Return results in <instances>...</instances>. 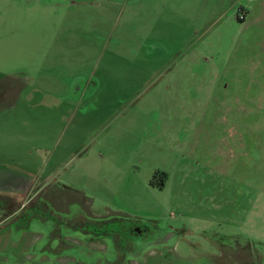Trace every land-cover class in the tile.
<instances>
[{
    "label": "rangeland",
    "instance_id": "374dc122",
    "mask_svg": "<svg viewBox=\"0 0 264 264\" xmlns=\"http://www.w3.org/2000/svg\"><path fill=\"white\" fill-rule=\"evenodd\" d=\"M0 201V264L264 254V0H0Z\"/></svg>",
    "mask_w": 264,
    "mask_h": 264
},
{
    "label": "flooded vegetation",
    "instance_id": "af4514ba",
    "mask_svg": "<svg viewBox=\"0 0 264 264\" xmlns=\"http://www.w3.org/2000/svg\"><path fill=\"white\" fill-rule=\"evenodd\" d=\"M160 187H163L160 186ZM1 202V201H0ZM0 210H3L5 211V207H0ZM2 211V212H3ZM14 212L8 214V216L10 217L11 215H13ZM6 216V217H8ZM6 217H4L1 221L3 222L4 219H6ZM0 221V222H1ZM141 228L137 225H134L132 227H130L129 231H130V234L133 236V237H137L136 240H139L138 237L141 236ZM95 231H97V229H95ZM83 234L87 237V238H92L91 235L89 234H86L85 232H83ZM78 243H81V240L78 239L77 240ZM92 243L91 241H89V244ZM93 246V245H91ZM224 249L223 250H217L216 253L217 254H210L209 252H207V250L204 252L202 251V254L200 255L202 259H206L205 261H203V263L201 264H231L230 262H228V259L227 258H230L232 260V264H264V254L258 250L255 249L256 252H253L252 249H251V246H250V243H244L242 245L238 244L237 247L235 249H225V248H222ZM158 251H153L151 250L147 255H145V259H149L151 257H154L155 255H158V257H161V260L160 262H153L154 264H164L163 262V259H166L164 260L165 262H169V264H178L177 262L179 261V263L182 262V258H180L178 255H175L173 258H164L163 257V252H158ZM228 255V257H226V255ZM148 255H152L151 257H149ZM224 257V258H223ZM159 259V258H158ZM170 260V261H169ZM153 261V259H152ZM131 261L129 260V258L127 259V263H130ZM126 263V264H127Z\"/></svg>",
    "mask_w": 264,
    "mask_h": 264
},
{
    "label": "crops",
    "instance_id": "0c3cea01",
    "mask_svg": "<svg viewBox=\"0 0 264 264\" xmlns=\"http://www.w3.org/2000/svg\"><path fill=\"white\" fill-rule=\"evenodd\" d=\"M247 16H250V9L247 11Z\"/></svg>",
    "mask_w": 264,
    "mask_h": 264
},
{
    "label": "built area",
    "instance_id": "2783aa9c",
    "mask_svg": "<svg viewBox=\"0 0 264 264\" xmlns=\"http://www.w3.org/2000/svg\"><path fill=\"white\" fill-rule=\"evenodd\" d=\"M243 18V16H240V19H242Z\"/></svg>",
    "mask_w": 264,
    "mask_h": 264
}]
</instances>
